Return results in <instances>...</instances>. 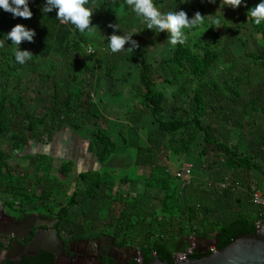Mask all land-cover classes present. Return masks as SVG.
Wrapping results in <instances>:
<instances>
[{"label":"rangeland","instance_id":"374dc122","mask_svg":"<svg viewBox=\"0 0 264 264\" xmlns=\"http://www.w3.org/2000/svg\"><path fill=\"white\" fill-rule=\"evenodd\" d=\"M160 2V10L165 13L170 10L183 9L190 18L197 11L205 15L203 23L185 29L187 43L193 45L212 42L207 33L209 28H212L220 37L221 44L219 46L222 48L223 53L212 70L211 80L218 84L221 95L219 99H213L211 108L219 110L223 122L215 125L212 136L225 138L235 122L231 112L235 108L234 105L239 108L243 105V101L248 102L249 99L255 98L258 110L253 112L254 116L244 119L243 128L238 127L242 130L238 129L240 135L239 145L241 150L251 151L262 157L264 153V71L257 69L256 71L253 70L251 74H247L240 69H235L234 72H229V70H232L230 65L240 62L236 60H239L245 54L254 55L260 52L264 55L262 36H257L249 41L248 35L252 31L250 25L245 24L242 19H230L228 17L229 5L222 6L221 0H215V2L213 0H160ZM30 8L33 12L31 18L13 16L11 12L0 9V20L3 22L5 34L17 23L34 28L36 34L38 33L39 22L37 17L41 10L40 0H33ZM101 10L98 14V8H94L91 23L96 27L91 32H84L86 37L89 38V42L87 44L82 43L80 56H78L80 61L77 62L76 68L78 71L84 68L85 65L94 68L99 85L96 93L91 95V100L100 111V120H98L100 125L116 142V151L107 162L100 163L98 161L91 138L93 124L81 131L65 126L49 138L42 136L38 131L35 133L28 131L27 122H25L24 134L28 137L29 143L21 150L16 151L12 148L10 136L0 134V152L7 154L5 159L7 164L10 166L11 171L21 179L16 185H20L21 189L25 191L24 194L30 198V202H26L22 206L23 196L20 195L17 199H14L12 194L0 193L2 204L15 200V211L7 209L11 212L10 214L15 215H18L20 210L33 213L41 207L43 204L42 187L37 181L36 174L34 172L29 173L26 170L28 166L26 158L31 155H46L52 158L50 176L59 178L61 183L57 187V197L51 199L49 204L56 209L60 208L59 202L63 200V195L71 196L79 188L78 175L80 173L103 172L106 178V184L103 185L96 198L83 200L82 197H79L80 203L75 205L70 212V216L74 219L73 223H66L61 228L62 235L65 238L79 234L82 227L87 226L91 228L90 236L93 239L113 236L109 210L119 209V206L115 205L110 199L106 201L105 197L107 196L112 199L117 195H121L123 203L135 199L139 206H143L148 211L154 212L157 217H161V205L165 192L149 187L147 184V180L154 176V165L167 169L172 176H176V173L184 167L192 169L189 178L176 179V182H179L178 189L181 204L190 199L189 195H191L190 197L195 199L196 202H205L203 205L218 202V210L214 209L215 212L213 213V216L217 219L227 213L228 216H225V218L228 220L244 215L247 208L251 207L249 204L250 198L247 195L249 191L246 188L248 185L257 186L255 182L256 174L230 170L223 160L222 153L215 150L212 144H205V134L203 132L199 134L191 153L187 156L179 150H173L171 141L158 134V119L144 112L141 98L143 91L139 88L141 68L138 63H130L126 58L118 65L112 80L106 76V67L113 54V51L108 47L107 39L114 31L122 34V29L125 32L134 29L136 33L133 34V39L138 44L141 39L146 40L148 44L145 61L149 66V76L154 82V89L161 92L165 97V113L160 119L171 120L174 114L180 115L181 110L188 108L191 101L188 98L178 100L173 97L177 87L167 83L168 72L164 62L170 58L176 48V45H172L168 41L170 33L167 30L157 33L154 29L145 27L143 21L135 15L130 6L111 7L108 5L105 8L102 7ZM210 17H218V22L216 19H210ZM116 23H119L122 29L111 27L112 24ZM89 46L92 47L93 52L89 51ZM129 46L126 43L125 49H122V51L134 50V48L127 49ZM15 48L16 46L11 42H3L0 46V98L9 97L10 100L15 101L18 96H21L25 100L24 110L34 112L39 109H51L55 104L54 99L56 97L54 94L56 90L63 94L67 92L69 87L78 85L77 81L68 72L69 63L66 60L37 58V66H34L30 60L21 64L15 60ZM20 48L29 49L33 53L31 41H22ZM51 65H54L56 69L52 70ZM238 78L239 82L237 81ZM227 82L231 85L238 82L235 90L239 92L240 96H232L233 93L228 94L230 88H228ZM78 89L81 88L78 87ZM82 89L90 90L89 87L85 86H82ZM206 92L209 93V89ZM229 97H238L239 105L238 103L234 104L235 101L230 100ZM237 108H235L236 111H238ZM94 120L96 121L92 118L91 123ZM133 120H136L132 127L138 134L137 145L145 150L147 147L153 149L152 161L146 165L138 164L139 153L137 149L128 148L124 143V139L127 138L126 128ZM204 122L206 123V121ZM232 138L238 140V136L235 134ZM237 140H233V142L236 143ZM145 150L141 153V158L150 155ZM202 151L205 153L201 157L200 152ZM65 161H71L75 164L76 170L70 178H65L60 173L61 165ZM194 172L199 175L200 181L195 179ZM141 177L143 179H140ZM260 178L264 181L262 176ZM194 181L198 182L196 184H198L199 189L188 191L187 186L193 185ZM221 183L226 184L227 189L224 195L217 197L214 189L217 188L215 187L216 184L221 185ZM208 184L210 185L208 186ZM235 189L237 191L242 190L244 196L237 200L234 197ZM259 189L264 195V188L259 187ZM205 192L208 193V201H203L200 198V194ZM222 200L225 201L227 209L232 207L233 202L238 206H245L241 211L243 214L235 210V212L232 211L233 207L228 212L221 211L223 208V204L221 205ZM241 200H244L242 205L240 204ZM126 209L129 211L128 206ZM204 211L205 209L203 213ZM192 240L195 242L197 250L215 251L213 241ZM132 246L127 247L121 253L123 258L136 257L139 252L138 245L134 243Z\"/></svg>","mask_w":264,"mask_h":264},{"label":"trees","instance_id":"16d2710c","mask_svg":"<svg viewBox=\"0 0 264 264\" xmlns=\"http://www.w3.org/2000/svg\"><path fill=\"white\" fill-rule=\"evenodd\" d=\"M32 2L33 0H29V4ZM92 3L97 5L95 8H98V14L102 11V7L105 8L108 5L111 7L128 6L127 0H92ZM155 3L160 8V0H155ZM258 3L259 0H242L239 7L229 6L228 17L230 19H242L245 24H249L252 31L248 35V40L251 41L257 36H262L264 47V21L256 24L248 15L249 9ZM44 4L45 0H40L41 10L37 17L39 29L34 40L31 41L33 57L30 61L34 66H37V58L66 60L69 63L68 72L78 85L69 87L67 92L63 94L56 90L54 94L56 97L54 99L55 104L52 108L39 109L34 112L24 110L25 100L21 96H18L15 101L10 100L9 97L0 98V134H8L12 140L13 150L19 151L29 143L28 137L24 134L25 122H27L28 131L33 133L38 131L42 136L49 138L65 126L81 131L93 124L91 138L95 156L100 163H105L114 154L117 145L100 125L98 121L100 120V111L91 100V95L96 93L99 80L92 66L85 65L79 71L76 68L77 62L80 61L78 56H80L81 45L82 43L87 44L89 38L84 33L79 32L74 25L70 23L61 24L55 16V9L49 13H44L42 11ZM207 33L212 42L193 45L186 41L183 44L177 43L170 58L164 62L168 72L167 83L177 87L173 97L178 100L188 98L191 101L188 108L181 110L180 115L174 114L171 120L160 119L165 113V97L161 92L155 91L154 82L149 76V66L145 61V55L148 52L146 40L141 39L138 47L132 51L113 52L106 67V76L112 80L118 65L126 58L130 63H138L141 68L139 88L143 91L142 107L145 113L158 119V134L171 141L173 150H179L187 156L191 153L199 134L203 132L205 144H212L215 150L222 153L223 160L230 170L255 173V182L258 187L248 185L246 188L249 191L247 195L250 198L251 209L256 207L254 209L255 216L241 215L230 222L222 223L213 216V209L208 207L203 213L204 203L196 202L192 197L181 204L176 182L178 178L169 174L167 169L154 165V176L147 180V184L149 187L165 192L161 205V217H157L154 212L139 206L135 199L123 203L121 195L112 199L109 196L105 197L106 201L110 199L119 206V209L109 210L115 248L122 250L137 243V249L144 264L151 263L155 258L162 262L174 263L176 255L184 253L189 248L192 237L197 240H216L215 250H222L240 236L256 232V222L260 219L259 213L263 212V209L253 205L251 193L260 191L259 187L264 188V181L260 178V176L264 178V153L260 157L259 154L251 151L241 150L238 132V129L244 126V119L254 116L253 112L258 110L256 99H249L248 102L243 101V105L239 108L234 105L238 111L235 108L231 111L235 122L225 138L212 136L215 125L223 122L219 110L211 108L213 99H219L221 95V89L211 78L212 70L223 52L219 46L221 44L220 37L212 28H209ZM0 41L12 43L11 39H6L1 20ZM224 47L226 46L224 45ZM236 61L240 62L230 65L232 69L229 70L230 73L234 72L235 69H240L247 74H251L253 70L256 71L257 69L264 71V55L260 52L254 55L245 54ZM51 67H53L52 70L56 69L54 65ZM237 81L239 82V78ZM238 82H234V85L227 82L228 88H230L228 94L233 93L232 96H240L239 92L235 90ZM82 86L89 87L90 90L82 89ZM207 89H209V93L206 92ZM229 99H233L234 104L239 102L238 97H229ZM92 118L96 119L93 123H91ZM135 123L136 120H133L127 126V138L124 139V143L128 148L137 149L139 153L137 163L146 165L152 161L153 149L147 147L145 150L135 143L138 139V134L132 127ZM234 134L238 136V140L232 138ZM233 140H237V142L234 143ZM144 150L150 155L141 158V153ZM204 153L203 151L200 152V156H204ZM6 157L5 152H0V193L12 194L14 199L20 195L23 196L21 202L23 206L26 202H30V198L25 196V191L21 189L20 185H16L21 179L11 171L5 160ZM26 160L28 161L26 170L36 174L37 181L42 187L43 204L33 213L20 210L17 219L22 220L26 216L35 214L42 220L54 222L59 233H62L61 228L64 224L73 223L74 219L70 216V212L75 205L80 203L79 197H82L83 200L96 198L103 185L106 184L103 172L80 173L78 175L79 188L71 196L63 195V200L59 202L60 208L56 209L49 205L50 200L57 197V187L60 183L59 178L50 176L52 158L46 155H31L27 156ZM75 170L73 162L65 161L61 165L60 173L65 178H70ZM3 205L6 209L15 211V200L5 202ZM127 206L129 211L126 209ZM155 229L157 230L155 231ZM90 231V226L82 227V231L77 235L70 236V239H92ZM211 254V250L199 253L195 249L188 255V259L199 260ZM3 264H55V257L47 252H42L37 257L24 256L15 262L6 261ZM98 264H116V262L107 258L105 251H103L99 256ZM128 264H138V260H132Z\"/></svg>","mask_w":264,"mask_h":264},{"label":"clouds","instance_id":"9594fccd","mask_svg":"<svg viewBox=\"0 0 264 264\" xmlns=\"http://www.w3.org/2000/svg\"><path fill=\"white\" fill-rule=\"evenodd\" d=\"M221 3L222 6L229 5L236 8L241 5L242 0H221ZM127 5L143 21L145 27L154 29L157 33L167 30L170 33L168 41L172 45L185 43L187 39L185 29L203 23L205 18V15H202L199 11L191 18L183 9L162 12L156 5L155 0H127ZM96 6L92 3V0H45L42 11L49 13L55 9V16L61 23L68 22L74 25L79 32L84 33L85 31L91 32L96 27L91 23ZM0 9L11 12L13 16L23 18H31L33 15L29 0H0ZM248 15L256 24L264 21V0H259L258 4L249 9ZM210 19H216L218 22V17H210ZM111 27L122 29L119 23L112 24ZM134 33H136L134 29L127 32L122 29V34L114 31L107 39L108 47L113 52L125 49L126 43L130 45L127 49L138 47V42L133 39ZM35 35L34 28H29L21 23L15 24L6 33V39H11L12 44L16 46L14 56L17 62L23 64L32 59L33 53L31 50L21 49L20 44L25 40L33 41ZM2 44L3 41H0V46Z\"/></svg>","mask_w":264,"mask_h":264},{"label":"flooded vegetation","instance_id":"af4514ba","mask_svg":"<svg viewBox=\"0 0 264 264\" xmlns=\"http://www.w3.org/2000/svg\"><path fill=\"white\" fill-rule=\"evenodd\" d=\"M10 213L5 207L4 211L0 210V264L6 261L15 262L24 256L37 257L42 252L52 254L55 257V264H98L99 256L103 251L106 257L116 264H128L134 260L132 257L121 256L127 247L117 250L115 245L110 246L112 236L71 240L70 237L65 238L57 231L59 241L54 245L50 234L51 230H57L54 222L42 220L35 214L18 220V215ZM33 217H36L34 221ZM30 224L33 226L28 232L27 227ZM15 236L20 237L17 242L22 248L14 243ZM30 246L32 247L27 250L26 248ZM109 255L115 257V260Z\"/></svg>","mask_w":264,"mask_h":264},{"label":"water","instance_id":"95a60500","mask_svg":"<svg viewBox=\"0 0 264 264\" xmlns=\"http://www.w3.org/2000/svg\"><path fill=\"white\" fill-rule=\"evenodd\" d=\"M0 210L4 211V206L0 200ZM36 217H33L32 220L34 221ZM39 219V218H38ZM33 224H30L27 227V231L32 228ZM51 237L54 245L57 244L59 241L58 239V232L57 230H51ZM20 237L15 236L14 243L22 248V246L17 242ZM112 244L110 245L113 247L114 240L111 239ZM52 242V243H53ZM217 241H214V245L216 246ZM27 250L30 247L26 248ZM48 250L47 248H44ZM112 251V249H111ZM207 250L200 251L199 253H204ZM114 253V251H113ZM141 254L138 252L134 260H138V264H144L141 259ZM109 257L115 260V257L109 255ZM149 264H264V228L257 230L252 234H247L240 236L235 241L230 243L224 249L219 251H212V254L208 257H203L199 260H191L186 258L185 260H175L174 263H167L162 262L158 258H155Z\"/></svg>","mask_w":264,"mask_h":264},{"label":"crops","instance_id":"0c3cea01","mask_svg":"<svg viewBox=\"0 0 264 264\" xmlns=\"http://www.w3.org/2000/svg\"><path fill=\"white\" fill-rule=\"evenodd\" d=\"M138 140V139H137ZM137 140L135 141V143H137ZM134 149V148H133ZM185 168V167H184ZM184 168H182V169H184ZM181 169V170H182ZM199 172V171H198ZM197 172V173H198ZM191 174H192V169H191ZM194 174H195V172H194ZM191 176V175H190ZM189 176V177H190ZM199 175L198 174H195V179L197 180V181H200L201 179L198 177ZM189 177H187V178H189ZM184 179H186V178H184ZM184 179H179V180H184ZM197 181H194V184L192 185H189V186H187L188 188H187V190L188 191H192L193 189H194V191H197L198 189H199V186H198V184H196V183H198ZM211 184V183H210ZM210 184H208V186L210 185ZM222 184H224V183H221V185ZM177 185L179 186V182L177 183ZM221 185L220 184H216V186L215 187H217V188H215L214 190H216V196L217 197H220V195H224V192H225V190L227 189V187H225V188H222L221 187ZM224 185H226V184H224ZM179 190V189H178ZM234 191H236L235 193H234V197H236L237 198V200H238V198H241L242 196H244V192H242V190H239V191H237V189H235ZM223 192V193H222ZM227 192V191H226ZM263 194V193H262ZM191 195H189V198H191L190 197ZM207 197H208V193H204V194H200V198L203 200V201H208V199H207ZM222 203H221V205L223 206V208H222V210L221 211H223V212H228V210L229 209H232V207L234 208L232 211H236V212H238V213H241V214H243L241 211H243V207H245V206H243L242 204H244V200L242 201H240V204L242 205V206H238V205H236V203L235 202H233V204H232V207H230V208H228L227 209V205H225L226 203H225V201H221ZM203 203H205V202H203ZM208 203V202H207ZM234 205V206H233ZM204 206V208H203V210L205 209V210H207L208 209V207L207 206H209V208L210 209H213V213L215 212V210L214 209H217L218 210V208H217V206H219V203L218 202H215V203H210V204H207V205H203ZM254 209H256V207H252V210H251V207H249V208H247V211H245V213H244V215H246V216H250V217H252V216H255V213H254ZM219 210H220V208H219ZM249 210H251V211H249ZM234 211V212H235ZM212 213V214H213ZM225 216H228V213L226 214V215H224L223 217H224V219H223V217H220V219H218V220H220L222 223H226V222H230L232 219H226L225 218ZM261 217V214L259 213V218ZM210 241H215V240H210Z\"/></svg>","mask_w":264,"mask_h":264},{"label":"built area","instance_id":"2783aa9c","mask_svg":"<svg viewBox=\"0 0 264 264\" xmlns=\"http://www.w3.org/2000/svg\"><path fill=\"white\" fill-rule=\"evenodd\" d=\"M67 23L68 22L61 23V24H67ZM88 49L90 52L94 51L92 49V47H90V46L88 47ZM190 175H191V169L188 167H186V168H184V169H182L176 173V177L179 179L187 178ZM221 187L225 188L226 185L222 184ZM251 201H252L253 205L263 209V212L261 213L260 219L256 222V230H260V229L264 228V195L260 191H255L254 193H251ZM192 239H194V238H191V243H190L189 248L184 253L176 255V259L185 260L186 258H188V255L191 254L196 249V244H195V242H193Z\"/></svg>","mask_w":264,"mask_h":264},{"label":"bare ground","instance_id":"6f19581e","mask_svg":"<svg viewBox=\"0 0 264 264\" xmlns=\"http://www.w3.org/2000/svg\"><path fill=\"white\" fill-rule=\"evenodd\" d=\"M32 246H30V248H31Z\"/></svg>","mask_w":264,"mask_h":264}]
</instances>
